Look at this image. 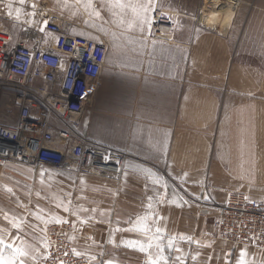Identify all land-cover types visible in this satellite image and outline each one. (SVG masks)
<instances>
[{
    "label": "crops",
    "instance_id": "0c3cea01",
    "mask_svg": "<svg viewBox=\"0 0 264 264\" xmlns=\"http://www.w3.org/2000/svg\"><path fill=\"white\" fill-rule=\"evenodd\" d=\"M162 1L154 0V8ZM0 2V33L14 28L12 43L22 38V28L38 35L42 45L48 43L53 35L42 29L51 15L68 23L71 36L115 38L116 58L112 61L106 54L103 84L120 85L121 99H152L150 113L168 114L146 122L135 134L129 132L130 139L121 146L86 134L125 152L117 177L92 175L73 163L60 170L7 164L0 174V239L4 241L0 253L5 259L19 248L27 255L17 257L16 264L20 260L42 264L43 227L52 223L64 227L65 240L75 255L80 253L76 256L100 259L103 264H150L158 256L157 243L167 258L160 264H240L242 252L244 264H264V251L218 240L213 226V204H222L229 193L239 190L250 198H264V99L256 101L249 94L248 103H233L220 118L216 94L221 72L209 76L202 61L188 68L189 39L179 37L175 43L149 39L147 25L143 31L139 21L128 27L135 20L130 8L113 7L109 0H91L89 8L87 0ZM9 2L12 15H8ZM173 52L180 55L174 58ZM138 220L151 232L141 231ZM153 235L158 239L141 252L139 245H147ZM129 241L138 243L129 246Z\"/></svg>",
    "mask_w": 264,
    "mask_h": 264
},
{
    "label": "built area",
    "instance_id": "2783aa9c",
    "mask_svg": "<svg viewBox=\"0 0 264 264\" xmlns=\"http://www.w3.org/2000/svg\"><path fill=\"white\" fill-rule=\"evenodd\" d=\"M238 1H231V10ZM154 12L155 38L170 41L180 27L181 13L172 17L163 9ZM68 26L61 16L48 17L46 29L54 36L53 45H42L27 28H22L17 43L0 35V174L10 163L56 170L73 163L83 172L110 177L122 172L125 152L90 139L80 129L92 107L108 45L71 36ZM31 39L34 42L27 44ZM56 142L63 147H55ZM226 197L222 204H213L214 236L264 251V198H250L242 191ZM62 229L44 225L42 264H103L76 256Z\"/></svg>",
    "mask_w": 264,
    "mask_h": 264
},
{
    "label": "rangeland",
    "instance_id": "374dc122",
    "mask_svg": "<svg viewBox=\"0 0 264 264\" xmlns=\"http://www.w3.org/2000/svg\"><path fill=\"white\" fill-rule=\"evenodd\" d=\"M200 3L201 0H163L152 11L148 37L171 43H175L179 37L189 39L187 67L190 68L192 63L197 64L198 61H202L209 76H212L214 71L221 72L219 93L216 94L218 98L216 111L221 118L233 103L237 102L241 106L248 103L249 94H254L256 101L264 99V25L260 26L261 21H264V0H242L235 11L228 7L202 10L204 5ZM160 9L181 13V16H177L180 33L175 35L176 30L173 36L168 38L170 41L156 39L154 35L152 26L154 11ZM253 14L256 17L247 25L248 19ZM210 17H213L212 22H209ZM233 20L235 21L232 25ZM2 31L0 35L4 34L12 43L14 28H3ZM43 31L47 29L43 28ZM219 38L224 42H219ZM52 40L54 41V36ZM94 40L106 42L107 55L114 61L115 49L118 45L116 39L103 37ZM194 49L197 50L196 53ZM173 54L174 58L180 55L177 52ZM97 85L99 86L92 107L87 112L88 116L84 119L81 129L85 134L95 137L104 144L121 146L123 141L130 139L129 132L135 134L146 122L168 116L166 113H150L152 99H121L120 85H104L102 76ZM252 89L253 91H249Z\"/></svg>",
    "mask_w": 264,
    "mask_h": 264
},
{
    "label": "snow or ice",
    "instance_id": "6c2138e0",
    "mask_svg": "<svg viewBox=\"0 0 264 264\" xmlns=\"http://www.w3.org/2000/svg\"><path fill=\"white\" fill-rule=\"evenodd\" d=\"M19 2H20V4H23L24 0H19ZM109 2L113 7L120 8L121 10H123L125 8L131 9V11L135 17V20L132 22H129V24H128L129 28L133 27V25L136 21H139L141 31L144 30L145 25H147L150 29L151 18L148 14L154 10V0H137L136 3H124L123 0H109ZM7 7L9 9L8 15H12V11H11L12 4H11V2H9L7 4ZM33 7H35V5H33ZM85 7L86 8L91 7V0H87ZM95 14L97 16L99 15L98 12H96ZM33 15H34V13H33ZM19 16H20V9L17 8L16 9V18L19 19ZM45 24H47V21H45ZM154 182H158V181H154ZM9 191H10V189H9ZM149 207H151V205H149ZM143 219L146 220L147 218L145 217ZM137 225H138L139 229L141 231H143L146 235L149 232H151V229L148 227V225L146 223H143L142 220H138ZM13 226L18 227V225H15V224ZM160 231L161 230L159 228L156 229L157 233H159ZM157 239H158V237H156L155 235L151 236L150 241L147 245H144V244L139 245V250L141 252H146L149 248H151L153 246L151 241L157 240ZM128 243H129V246H134L138 242L129 241ZM0 244H4L3 239H0ZM155 246L159 249V253H158V256L156 259H150V264H160L161 260L166 261V259H167L163 255L162 246L159 243H157ZM168 246L172 247V241L171 240L169 241ZM6 247H7V245H6ZM177 251H179V249H177ZM25 255H27V253L25 251H23L22 249H19V248H17L15 250V254L11 258L5 259L4 256L2 255V253H0V264H16V258L21 257V256H25ZM76 255H80V253H76ZM243 255H244V253L242 252L240 264H244ZM33 258H35V257H33ZM193 258L195 259V257H193ZM177 259H179V257ZM19 264H23V260H20Z\"/></svg>",
    "mask_w": 264,
    "mask_h": 264
},
{
    "label": "bare ground",
    "instance_id": "6f19581e",
    "mask_svg": "<svg viewBox=\"0 0 264 264\" xmlns=\"http://www.w3.org/2000/svg\"><path fill=\"white\" fill-rule=\"evenodd\" d=\"M231 1L232 0H205L203 2V5L204 6H203L202 10H206V9H208V10H215V9L218 10L219 8H227V7L230 8ZM238 2L240 4L242 2V0H240ZM163 10L164 11H168L172 15V17H175L176 15H178V12L177 11H172L170 9H163ZM51 36H52V34H51ZM170 37H171V35L168 38H170ZM46 41H48V43L50 45H53L54 44L52 38H49ZM60 144H62V143L60 142Z\"/></svg>",
    "mask_w": 264,
    "mask_h": 264
},
{
    "label": "clouds",
    "instance_id": "9594fccd",
    "mask_svg": "<svg viewBox=\"0 0 264 264\" xmlns=\"http://www.w3.org/2000/svg\"><path fill=\"white\" fill-rule=\"evenodd\" d=\"M212 19H213V17H210V18H209V22H212Z\"/></svg>",
    "mask_w": 264,
    "mask_h": 264
}]
</instances>
